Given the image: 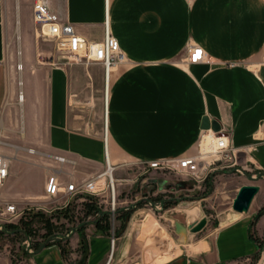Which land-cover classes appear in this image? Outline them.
Returning a JSON list of instances; mask_svg holds the SVG:
<instances>
[{
	"label": "crops",
	"instance_id": "crops-1",
	"mask_svg": "<svg viewBox=\"0 0 264 264\" xmlns=\"http://www.w3.org/2000/svg\"><path fill=\"white\" fill-rule=\"evenodd\" d=\"M50 4L90 41H102L108 29L125 58L112 67L109 78L102 63L59 64L52 55L50 61H42L49 53L37 45L33 0H0V137L9 140H0V151L10 164L11 147L34 154V160L45 164L39 179L45 192L53 167L63 168L64 182L78 181V168L89 165L91 177L106 167L107 154L118 164L191 153L208 116L219 121L241 150L239 164L258 175L259 203L253 209L254 198L248 212L233 209L213 237L194 242L190 251L180 253L171 241L165 244L166 233L157 234L154 227L138 239L136 248L146 264H232L254 257L264 235V214L258 217L264 207V0H50ZM192 45L202 47L208 57L190 62ZM87 88L93 90L86 92ZM98 90L105 128L91 133L86 122L77 126L81 114L73 105L91 94L95 102ZM52 155L66 156L73 163L60 164ZM20 160L27 175L29 164ZM17 173L15 166L10 169V175ZM36 193L12 195L20 200ZM102 222L88 220L69 236L56 232L33 254L17 263L5 256L3 263L109 264L112 237Z\"/></svg>",
	"mask_w": 264,
	"mask_h": 264
},
{
	"label": "rangeland",
	"instance_id": "rangeland-1",
	"mask_svg": "<svg viewBox=\"0 0 264 264\" xmlns=\"http://www.w3.org/2000/svg\"><path fill=\"white\" fill-rule=\"evenodd\" d=\"M37 45L40 49H44L49 54L41 57L42 61H50L48 55L56 57V62L59 64H76L89 66L99 62H71L67 58H63L57 50L56 44L50 40L38 38ZM15 54L19 55V41L16 36ZM19 60L16 65L18 74ZM101 64V63H99ZM92 88L85 89L90 92ZM97 99L94 102V95L88 98L87 96L82 103L73 105L75 113H80V121L86 122V126L94 133L97 131H104L105 122L103 119V99L102 91L98 90ZM86 94V93H85ZM84 117V118H82ZM83 125V124H82ZM82 128V127H81ZM2 141H9L8 137H0ZM13 148L10 152L11 164L10 169L14 166L18 170L15 175H9V183L11 188L8 189L4 185L0 189V210H2L7 203H16L20 209L28 203L41 202L47 208L53 209L51 212L43 213V215H35L29 213L22 215L17 219H7L0 215V264L3 263L5 256L10 257L13 262L17 263L29 255L27 250L28 242L30 241L34 250H37L43 242L52 239L56 232H61L66 235L73 230L79 228L80 223L84 218L83 203L89 201V196L86 200L80 197L70 199V205L66 209L58 208L66 202V198L62 197L59 201H53V198H45V192H42V183L39 181L40 177L46 172L45 164H40L34 160V154L23 149ZM23 159L29 164L28 174L25 173V167L20 163ZM115 167L113 176L115 178V190L117 194L116 214L115 218L110 216V224L103 221V227L109 226L107 232L111 237L115 234V243L112 244L106 262L109 264H146L144 258L138 252L136 243L138 239L149 232L151 227L157 231L165 232L168 239L165 244L171 241L174 245L179 247L182 251H190L191 245L200 239L213 237L216 228L220 223L226 222L228 213L233 212L232 204L234 198L239 192L241 186L246 184H257V174L254 170H246L241 164L236 166L225 167L213 172L209 178L210 180L204 183H196L190 177L177 174L153 172L146 175H139L140 167L130 161H123L113 165ZM106 167L102 170L105 171ZM77 169V167H76ZM80 178L78 181L87 179L94 171L86 165L85 168L81 166L78 168ZM248 171V172H247ZM101 172V171H100ZM110 179V178H109ZM31 185V186H30ZM27 187H30L29 189ZM6 188L8 189L6 191ZM17 191H31L37 192L30 196L24 195L25 198L20 200L13 197L12 193ZM40 191V192H39ZM39 193V195H38ZM42 198H39L42 196ZM162 199H156L157 197ZM259 196L255 198L254 207L259 203ZM112 190L107 191L104 196L96 198V204L99 207L98 215L91 214L86 220H94L100 216L101 211H108L112 203ZM172 200L173 204L164 206V200ZM154 199V200H153ZM178 200V202H174ZM126 208L132 211L128 221H123L118 218ZM191 211L193 214L199 212L196 217L188 214ZM67 213V214H66ZM51 215H53L52 218ZM242 214L241 216H245ZM206 217L208 222L206 227L199 232H191L188 230L186 234L176 232V223L180 222L184 225H189L195 221ZM73 218V220L71 219ZM32 221L30 225H25L26 222ZM30 223V222H29ZM113 227V228H112ZM7 228V230H6ZM17 229H26L29 232L21 231L16 233ZM94 229V228H92ZM105 231V229H104ZM76 232V231H75ZM73 234V233H72ZM92 234V232H90ZM264 240V235H263ZM179 253V254H180ZM2 258V259H1ZM168 262L160 263L166 264ZM264 263V249L258 258L250 257L233 262L232 264H263Z\"/></svg>",
	"mask_w": 264,
	"mask_h": 264
},
{
	"label": "built area",
	"instance_id": "built-area-1",
	"mask_svg": "<svg viewBox=\"0 0 264 264\" xmlns=\"http://www.w3.org/2000/svg\"><path fill=\"white\" fill-rule=\"evenodd\" d=\"M33 17L36 36L55 42L61 56L71 62L88 61L102 63L108 75L112 67L125 58L119 40L108 29L102 41H90L77 32L74 24L64 21L51 8L50 0H33ZM190 53L189 60L192 63L208 57L205 50L196 45L191 46ZM18 67L20 69L22 64L20 63ZM30 150L33 151V149ZM240 151L238 147L232 144L229 134L223 129L203 128L195 149L191 153L161 159H139L132 163L140 167L139 175L153 172L162 174L177 173L190 177L200 185V183L206 182L213 172L239 164ZM52 158L60 164L73 163L72 160L63 155H52ZM106 163L107 168L105 171L98 172L81 181L71 179L64 182L60 178V174L64 172L63 168L53 167L45 186V198H53V201H59L58 199L62 197L66 198V202L58 207L66 209L69 207L70 199L72 198L80 197L84 200L88 196L100 198L111 189L112 203L108 211L114 219L117 212V194L115 178L110 176L108 171L113 169V173L115 167L111 163L108 154L106 155ZM9 175L10 159L0 151V189L5 185ZM52 210L41 202L28 203L22 209L16 203H7L0 210V215L7 219H17L29 213H48ZM126 210H129V208H126ZM0 228H2V224H0ZM74 232L75 230L65 236H69ZM114 235L113 233L112 244L115 243ZM27 250L29 254H33L36 251L30 241L28 242Z\"/></svg>",
	"mask_w": 264,
	"mask_h": 264
},
{
	"label": "water",
	"instance_id": "water-1",
	"mask_svg": "<svg viewBox=\"0 0 264 264\" xmlns=\"http://www.w3.org/2000/svg\"><path fill=\"white\" fill-rule=\"evenodd\" d=\"M203 128H212L214 130H220L221 125L217 120H211L210 117L206 116L203 120ZM260 191V186L257 184H246L241 186L238 194L233 201V209L237 212H248L251 204ZM207 218L202 217L200 220L195 221L189 225H184L180 222L176 223V232L180 234H186L188 230L191 232H199L203 230L207 225ZM264 264V263H263Z\"/></svg>",
	"mask_w": 264,
	"mask_h": 264
},
{
	"label": "trees",
	"instance_id": "trees-1",
	"mask_svg": "<svg viewBox=\"0 0 264 264\" xmlns=\"http://www.w3.org/2000/svg\"><path fill=\"white\" fill-rule=\"evenodd\" d=\"M207 180L209 181L210 178H208ZM159 198L162 199L161 196L157 197L156 199H159ZM172 200H174V199L170 198L169 200H164V206L167 207V206L172 205L173 204ZM95 202H96L95 197L90 196L89 197V201L83 203V209H84V213H85L84 214V218L85 217L87 218L89 215L94 214L96 212H99L100 209H99L98 205ZM174 202H178V200H175ZM33 214H35V215H43V213H40V212L33 213ZM131 214H132L131 210H126L121 215H119L118 218H120V220H123V221H128V219L130 218ZM262 214H264V207L259 211L258 217L261 216ZM110 216L111 215H110L109 211H101L100 212V216L97 219H95V220H96L97 223L100 222V221H106L108 224H110V222H109ZM52 217H53V215H51L50 218H52ZM86 218L83 219V221L80 223V225H79L80 229L84 228L85 224L88 222L86 220ZM71 220H73V218ZM31 223H32V221H28V222H26L25 225H30ZM107 223H106V226H104V229H106V230H108V228L110 226V225L108 226ZM6 230H7V228H6ZM21 231L29 232L26 229H17L16 228V230H15L16 233H20ZM258 246H259V251H258V253L255 254L256 258L259 257V255L261 254L262 250L264 249V240L259 241Z\"/></svg>",
	"mask_w": 264,
	"mask_h": 264
},
{
	"label": "bare ground",
	"instance_id": "bare-ground-1",
	"mask_svg": "<svg viewBox=\"0 0 264 264\" xmlns=\"http://www.w3.org/2000/svg\"><path fill=\"white\" fill-rule=\"evenodd\" d=\"M20 69H21V68H20ZM107 77H108V75H107ZM108 78H109V77H108ZM108 156H109V154H108ZM109 158H110V157H109ZM112 170H113V169H110V170L108 171V173H109L110 176H112V177L114 178L113 173H112Z\"/></svg>",
	"mask_w": 264,
	"mask_h": 264
}]
</instances>
